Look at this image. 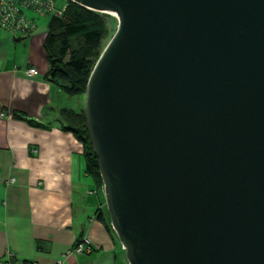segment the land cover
Wrapping results in <instances>:
<instances>
[{
  "label": "water",
  "instance_id": "obj_1",
  "mask_svg": "<svg viewBox=\"0 0 264 264\" xmlns=\"http://www.w3.org/2000/svg\"><path fill=\"white\" fill-rule=\"evenodd\" d=\"M115 14L84 110L128 264H264V0H67Z\"/></svg>",
  "mask_w": 264,
  "mask_h": 264
},
{
  "label": "crops",
  "instance_id": "obj_2",
  "mask_svg": "<svg viewBox=\"0 0 264 264\" xmlns=\"http://www.w3.org/2000/svg\"><path fill=\"white\" fill-rule=\"evenodd\" d=\"M34 22L29 36L0 27V261L128 264L82 146L61 129L68 97L48 78V22ZM85 237L89 253L65 255Z\"/></svg>",
  "mask_w": 264,
  "mask_h": 264
},
{
  "label": "trees",
  "instance_id": "obj_3",
  "mask_svg": "<svg viewBox=\"0 0 264 264\" xmlns=\"http://www.w3.org/2000/svg\"><path fill=\"white\" fill-rule=\"evenodd\" d=\"M105 17L102 13L68 1L62 14L48 21L44 40L50 65L48 78L68 98L85 95L90 74L103 51L102 42L107 35ZM28 122L36 125L34 121ZM60 122L61 129L71 133L81 144L85 172L93 179L96 188L102 189L84 108L79 111L69 108L60 110Z\"/></svg>",
  "mask_w": 264,
  "mask_h": 264
},
{
  "label": "built area",
  "instance_id": "obj_4",
  "mask_svg": "<svg viewBox=\"0 0 264 264\" xmlns=\"http://www.w3.org/2000/svg\"><path fill=\"white\" fill-rule=\"evenodd\" d=\"M30 11L34 12L33 14L36 16H45L50 19L60 16L64 10H55L54 0H0V27L13 36H29L35 30V18L29 17L27 13ZM25 74L34 76L37 71L30 68L25 71ZM89 252L90 241L85 237L77 241L65 255H83ZM11 257L12 254L8 253L0 261V264H11ZM29 264L37 263L30 262ZM57 264H61V261H58Z\"/></svg>",
  "mask_w": 264,
  "mask_h": 264
},
{
  "label": "rangeland",
  "instance_id": "obj_5",
  "mask_svg": "<svg viewBox=\"0 0 264 264\" xmlns=\"http://www.w3.org/2000/svg\"><path fill=\"white\" fill-rule=\"evenodd\" d=\"M54 3H55V10H64L68 5L67 0H54ZM27 13L29 15L31 14L32 18H35L36 21H38V22L41 20H45V23L48 22V17L36 16L35 14H33L34 12H32V11L27 12ZM104 15H106L105 23H106V27H107V33H106L107 35L102 42L103 49L108 44V42L110 41V39L112 38V36L114 35V33L117 30L116 18L110 14H104ZM42 26L44 27V30L47 29L46 24H43ZM64 97L67 98V96L65 94H64ZM84 105H85V95L82 97L67 98L66 103H65V107H68L69 109H72L75 111H79V110L83 109Z\"/></svg>",
  "mask_w": 264,
  "mask_h": 264
},
{
  "label": "bare ground",
  "instance_id": "obj_6",
  "mask_svg": "<svg viewBox=\"0 0 264 264\" xmlns=\"http://www.w3.org/2000/svg\"><path fill=\"white\" fill-rule=\"evenodd\" d=\"M110 15H112L113 17H116L115 14H113V13H110Z\"/></svg>",
  "mask_w": 264,
  "mask_h": 264
}]
</instances>
